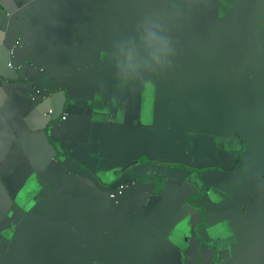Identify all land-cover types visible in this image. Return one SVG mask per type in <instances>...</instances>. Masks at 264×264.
Instances as JSON below:
<instances>
[{"label": "crops", "instance_id": "crops-1", "mask_svg": "<svg viewBox=\"0 0 264 264\" xmlns=\"http://www.w3.org/2000/svg\"><path fill=\"white\" fill-rule=\"evenodd\" d=\"M26 1L20 11L15 0H0V226L1 232L10 236V261L106 264L105 261H115L103 260L102 256L119 260L124 252L145 262L151 256V264H162L165 250L181 263L192 264L183 260L178 247L194 263L202 253L201 264H206L204 252L195 247L202 239L206 241V228L214 233L213 226L226 225L242 246V237L264 238V214H254L264 207V124L254 121V112L264 110V98L239 119V129L228 131L222 123L217 132L211 126L212 115L199 113L193 117L186 104H171L156 97L147 100V70L119 63L116 53L106 47L100 36L95 48L86 43L93 33L105 34L107 23L113 24V10L117 7L128 23L133 10L146 13L145 9L136 8V3L164 0ZM17 40L26 44L31 41L29 54L34 53L48 75L55 77L52 84H41L43 94L41 91L33 96L31 89L8 78L15 72L8 63H12L10 48ZM253 66L264 68V59L262 63L259 57L247 61L245 69L249 71ZM260 85L264 89V71ZM54 88H58L54 92L56 98L65 90L77 93L82 100L77 105L52 101L45 91ZM248 97L252 99L251 95ZM51 106L55 111L68 113L69 133L65 141L70 154L82 165L70 164L73 171L79 168L90 179L64 170L51 158L53 150L49 149L59 139V128L44 118ZM98 110L111 123L102 134V149L108 155L105 166L114 160L113 153L124 150L133 151L136 158L140 152L147 156L139 158L135 165L142 166L135 187L121 194L120 202L114 206L106 199L115 182L110 175L113 165L104 168L102 176L96 172L99 158L88 169L84 167L99 149V141H88L84 120ZM123 115L127 117V128L114 131L113 125L122 123ZM189 119L198 120L202 127H190ZM208 135L216 141L229 135L238 143L232 152L234 161L229 167L235 165L231 170L222 172L221 162L203 160L213 152V141L207 139ZM189 145L193 148H187ZM248 151H252V156L246 157ZM172 165L202 170L199 184L214 201L205 195L198 197L199 193ZM208 167L212 170L206 171ZM147 179L153 180L154 185L147 184ZM33 198L36 201L32 205ZM36 204H40L37 211ZM11 214L15 223L9 222ZM28 214L35 216L29 233L22 232L15 249L9 250L13 234L23 229L21 223ZM246 221L256 225L254 234L250 229L241 231V227L232 233L230 222Z\"/></svg>", "mask_w": 264, "mask_h": 264}, {"label": "flooded vegetation", "instance_id": "flooded-vegetation-1", "mask_svg": "<svg viewBox=\"0 0 264 264\" xmlns=\"http://www.w3.org/2000/svg\"><path fill=\"white\" fill-rule=\"evenodd\" d=\"M137 7L145 9L146 13L133 10L128 23L117 7L113 10V24L107 23L105 34L93 33L86 43L95 48L100 36L106 47L116 53L119 63L147 70V100L152 101L156 97L171 104H186L187 111L193 117H198L199 113L203 116L212 115L211 126L217 132L222 123L228 131L239 129V119L264 98V89L260 85L264 68L253 66L249 71L245 69L247 61L259 57L262 63L264 59V22L260 14L263 5L257 0H164L160 3H136ZM249 95L252 96L251 100ZM263 118V109L254 112L257 124L263 125ZM204 122L209 123L208 120ZM188 124L192 128L202 127L196 119H189ZM207 139L213 141L210 148L213 152L205 155L203 160L221 162L222 172L231 170L235 165L233 163L229 167L234 161L232 152L238 148L236 140L229 135L217 141L212 135H208ZM187 148H193V145ZM172 166L184 175L185 181L199 193L198 197L205 195L214 201L209 191L199 184L202 170L184 165ZM205 170L211 171L212 168ZM146 182L155 183L151 179ZM135 185L133 182L131 187ZM120 192L118 195L125 191ZM153 193L157 194V191ZM116 196H110L109 192L106 194V198H112V201ZM192 199L196 198H187L185 202ZM216 211L210 209V212ZM197 212L200 213L198 209ZM242 214H246L244 207ZM201 216L203 223V211ZM230 223L231 231L241 227V231L250 229L254 234L253 230H257L251 222ZM212 228H216V232L212 233L211 228L205 229L208 242L202 239L200 244L195 245L197 250L204 252L206 264H263L264 238L248 240L242 237V246L226 225ZM9 237L1 232L0 226V264H19L6 256ZM176 250L184 261L202 263V253L197 259L199 261L194 263L186 258L181 249L177 247ZM162 252L165 256L162 264H174L175 261L183 264L173 254L165 250ZM119 258L102 256L103 260L115 261H105L106 264H151L153 257L148 256L145 262L142 258L123 252Z\"/></svg>", "mask_w": 264, "mask_h": 264}, {"label": "water", "instance_id": "water-1", "mask_svg": "<svg viewBox=\"0 0 264 264\" xmlns=\"http://www.w3.org/2000/svg\"><path fill=\"white\" fill-rule=\"evenodd\" d=\"M18 3V8L20 7V11L23 9V6L27 2L26 0H15ZM263 2V10L261 11V14L264 16V0H261ZM17 8V9H18ZM31 49V41L29 44H26L25 42H22L21 40H17L15 45L10 48V55L12 58V63H8V67L15 70L14 74L12 76H8L9 79H17L23 87L31 89L32 95H39L42 91V88L44 85L52 84L55 77L48 75V73L45 70V67L40 65L37 61V58L35 57L34 53L29 54ZM41 84H44L43 86ZM58 91V88H54L53 90H46V96L55 102H64L69 101L71 104L77 105L80 100H82L81 96L77 93L73 92L70 93L65 90H61L62 94L59 95V98H56L54 96V92ZM44 92L42 91V94ZM32 96V97H33ZM96 115H89L86 116V120H84V127H87V133L88 135V141H99V149H96L94 152V157L88 159L87 165H85V169L89 168V164L94 161V159L99 158V169L96 172H99L100 175H103V170L106 167H111L110 175L112 179L115 180V182L111 185V187L108 189L107 192L112 194L115 190H120L122 192L126 190H130L133 187H131L132 182H134L137 178V172L142 166L137 167L135 166L137 163V160L144 155L143 152H140L138 155V158L135 157V154L131 150H124L123 152H119L114 154L112 159V163L108 166H105L106 160H104L108 155L103 152L102 146L103 141L105 139L102 137V134L107 130L108 126L111 125V123L108 121L109 119L105 116V113L101 110H98L96 112ZM68 113H66L65 110L55 111V109L51 106L49 109L46 110L44 113V118H47V120L52 121L58 128H59V139L56 141H53L52 147L49 149V151L53 150L51 158L55 162H59L61 164V167L64 170L77 173L78 175H83L84 177L90 179V177L85 174L83 171H81L79 168H76L74 171L72 169L71 162H76L82 165L81 162H79L75 157H73L69 150H68V144L66 140V136L69 133V120H68ZM138 124V123H137ZM114 131H125L127 128V117L126 115H123L122 123L120 124H114ZM101 139L97 140V139ZM57 153L59 155H57ZM147 155V154H146ZM252 156V151H248L246 154V157ZM147 157V156H146ZM145 157V158H146ZM93 171V173H96ZM106 172V170H105ZM126 180H125V179ZM127 181V182H126ZM94 183V182H93ZM204 184V183H203ZM52 192V191H49ZM121 193V192H120ZM116 195V198L113 199L106 198L108 201L111 202V204L117 205L120 200L118 193H113V195ZM112 195V196H113ZM36 198H33L32 205L35 203ZM116 201V202H115ZM41 203V202H40ZM40 206V204L34 205V210L37 211V208ZM32 210V212H35ZM16 211V210H14ZM254 214H264V207L260 208L259 210L255 211ZM35 219L34 214H28L25 216L22 220L23 229H17L16 232L12 236V241L9 250L15 249V244L18 242L21 238V233H29L31 229V225L33 220ZM14 215L11 214L9 222L15 223ZM29 230V231H28ZM27 231V232H26ZM66 233L69 231L68 228H65ZM7 257L8 253L6 254Z\"/></svg>", "mask_w": 264, "mask_h": 264}, {"label": "clouds", "instance_id": "clouds-1", "mask_svg": "<svg viewBox=\"0 0 264 264\" xmlns=\"http://www.w3.org/2000/svg\"><path fill=\"white\" fill-rule=\"evenodd\" d=\"M131 185H133V184H131ZM117 191H119V192H117ZM116 192H117V193H120V190H119V189H118V190H115L113 193H116ZM113 193H112V194L109 193V195L112 196Z\"/></svg>", "mask_w": 264, "mask_h": 264}]
</instances>
